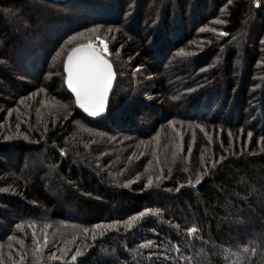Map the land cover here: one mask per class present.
I'll list each match as a JSON object with an SVG mask.
<instances>
[{
    "label": "trees",
    "instance_id": "1",
    "mask_svg": "<svg viewBox=\"0 0 264 264\" xmlns=\"http://www.w3.org/2000/svg\"><path fill=\"white\" fill-rule=\"evenodd\" d=\"M101 40L94 122L63 65ZM261 41L254 0H0V264H264Z\"/></svg>",
    "mask_w": 264,
    "mask_h": 264
},
{
    "label": "snow or ice",
    "instance_id": "2",
    "mask_svg": "<svg viewBox=\"0 0 264 264\" xmlns=\"http://www.w3.org/2000/svg\"><path fill=\"white\" fill-rule=\"evenodd\" d=\"M257 7L264 6V0H254ZM217 23H224V21L218 20ZM99 27V26H97ZM86 31L94 32L96 28L86 29ZM111 31V29H109ZM201 31H204L202 28ZM215 31V29H213ZM221 35H228V33H220ZM83 36L82 32H77L75 35L68 38L69 41H76L77 37ZM99 40L100 38L97 37ZM103 47L98 44H94L92 41L88 43L77 42L74 46L70 47L67 52L66 60L64 61V72L66 73L65 82L67 88L70 89L71 93L74 94L75 104L83 110L84 113L91 117H97L106 111V100L110 92V84L113 81V69L110 61L105 58V54L108 53V45L104 41H100ZM264 44V41H261ZM183 52V49H181ZM60 53L57 52V55ZM131 59V58H129ZM203 71V69H202ZM187 91H191L188 89ZM251 137L252 133H248ZM63 151V150H61ZM223 159V157H221ZM160 177H157L159 179ZM200 182V178H197V183ZM152 183V178L149 177L148 184ZM191 183V182H189ZM179 190V189H177ZM4 191V189H0ZM153 210L146 208L140 213L138 217H143L145 213H150ZM157 212L160 210L157 209ZM137 216H131L128 218L127 224L131 228L132 222L135 221ZM117 223H119L117 221ZM17 228H21L20 224L16 225ZM101 225H95V228H100ZM179 227V225H177ZM88 232V229H84ZM197 229L195 227H190L187 229L188 234L196 233ZM35 235V233H33ZM45 243L47 240L45 238ZM153 241L147 240L140 244V248H149L152 246ZM179 252V248H176ZM80 250L76 249L75 254L71 256L73 261L77 260L80 255ZM53 259L59 260V257L53 255Z\"/></svg>",
    "mask_w": 264,
    "mask_h": 264
},
{
    "label": "water",
    "instance_id": "3",
    "mask_svg": "<svg viewBox=\"0 0 264 264\" xmlns=\"http://www.w3.org/2000/svg\"><path fill=\"white\" fill-rule=\"evenodd\" d=\"M67 57V56H66ZM106 59H108L106 56H105ZM66 60V58H65ZM64 60V61H65ZM111 63V62H110ZM112 65V64H111ZM63 69H64V65H63ZM112 69H113V81L112 83L110 84V92H109V95H108V98L106 100V111L102 114H100L99 116L97 117H91L89 116L88 114L84 113L82 109H80L76 104H75V107L76 109L83 115L85 116L87 119L91 120V121H100L101 119H103L106 115H107V112H108V106H109V100H110V97H111V94L114 90V87H115V84H116V74H115V71H114V68H113V65H112ZM64 77L66 78V73L64 72ZM65 78H64V85H65V88L67 90V92L71 95V97L73 98L74 100V103H75V97H74V94L71 93L70 89L67 88V85H66V82H65Z\"/></svg>",
    "mask_w": 264,
    "mask_h": 264
},
{
    "label": "rangeland",
    "instance_id": "4",
    "mask_svg": "<svg viewBox=\"0 0 264 264\" xmlns=\"http://www.w3.org/2000/svg\"><path fill=\"white\" fill-rule=\"evenodd\" d=\"M100 47H103V44L99 45ZM108 55V53H106ZM139 75V72H137V76Z\"/></svg>",
    "mask_w": 264,
    "mask_h": 264
}]
</instances>
